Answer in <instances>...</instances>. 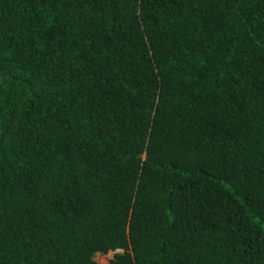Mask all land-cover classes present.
I'll list each match as a JSON object with an SVG mask.
<instances>
[{
  "label": "trees",
  "instance_id": "trees-1",
  "mask_svg": "<svg viewBox=\"0 0 264 264\" xmlns=\"http://www.w3.org/2000/svg\"><path fill=\"white\" fill-rule=\"evenodd\" d=\"M0 264H264V0H0Z\"/></svg>",
  "mask_w": 264,
  "mask_h": 264
},
{
  "label": "rangeland",
  "instance_id": "rangeland-1",
  "mask_svg": "<svg viewBox=\"0 0 264 264\" xmlns=\"http://www.w3.org/2000/svg\"><path fill=\"white\" fill-rule=\"evenodd\" d=\"M113 253H108L106 255H97L95 257L97 264H105L110 258H112Z\"/></svg>",
  "mask_w": 264,
  "mask_h": 264
},
{
  "label": "snow or ice",
  "instance_id": "snow-or-ice-1",
  "mask_svg": "<svg viewBox=\"0 0 264 264\" xmlns=\"http://www.w3.org/2000/svg\"><path fill=\"white\" fill-rule=\"evenodd\" d=\"M0 134H2V130H0Z\"/></svg>",
  "mask_w": 264,
  "mask_h": 264
}]
</instances>
